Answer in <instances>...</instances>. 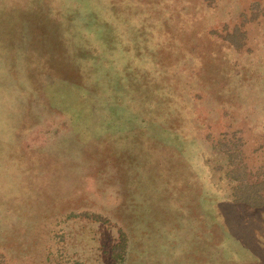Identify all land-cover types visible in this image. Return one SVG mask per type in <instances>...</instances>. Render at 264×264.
I'll return each mask as SVG.
<instances>
[{"label":"rangeland","instance_id":"rangeland-1","mask_svg":"<svg viewBox=\"0 0 264 264\" xmlns=\"http://www.w3.org/2000/svg\"><path fill=\"white\" fill-rule=\"evenodd\" d=\"M0 264H264V0H0Z\"/></svg>","mask_w":264,"mask_h":264},{"label":"trees","instance_id":"trees-1","mask_svg":"<svg viewBox=\"0 0 264 264\" xmlns=\"http://www.w3.org/2000/svg\"><path fill=\"white\" fill-rule=\"evenodd\" d=\"M122 235H123V234H122ZM124 243H125V238H124V236H122L120 246L123 247V246H124Z\"/></svg>","mask_w":264,"mask_h":264}]
</instances>
